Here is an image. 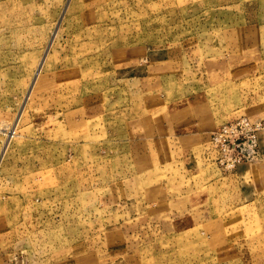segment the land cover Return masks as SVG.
Returning a JSON list of instances; mask_svg holds the SVG:
<instances>
[{"label":"rangeland","instance_id":"rangeland-1","mask_svg":"<svg viewBox=\"0 0 264 264\" xmlns=\"http://www.w3.org/2000/svg\"><path fill=\"white\" fill-rule=\"evenodd\" d=\"M172 101L264 115V0H0V264H264L263 157L180 152Z\"/></svg>","mask_w":264,"mask_h":264},{"label":"crops","instance_id":"crops-1","mask_svg":"<svg viewBox=\"0 0 264 264\" xmlns=\"http://www.w3.org/2000/svg\"><path fill=\"white\" fill-rule=\"evenodd\" d=\"M243 44H247L248 46H254V43L250 44L248 39H244ZM241 46H242V42H238V47ZM237 55L238 54H232L231 58L228 57L226 60H223L222 58H219L217 56L213 57V59L215 60H213L212 62L208 61L207 63V67H206L207 73H209L212 79L221 82L224 79H227L226 78L227 76H230L232 78L233 77L232 73L234 75L237 74L240 75V73L244 72L243 70L247 66L251 67L255 63V60L257 59V56L250 54L248 56H237ZM242 58H246V60L241 61ZM233 79H235V77H233ZM176 108H177L176 101L175 102L172 101V120L175 121L172 123V144H174L176 147H179L181 149L180 152H184L182 148H186V147L190 148L191 146L197 145V142H199V144H201L200 142L202 141L207 142L208 145L206 147H207L208 157L213 159H214V151L210 143V134H211V130L217 124H219L220 122H222L227 118H232L241 113H248L255 117H264V115L261 114L259 110H256V108H252L251 110H243L242 112L227 116L226 118L218 121L219 118L218 117L215 118L213 115H211V113H208L207 110L200 111L201 113L200 116H199V111L195 112V117H194L193 114L187 112L180 115ZM165 109H166L165 107L158 108L157 110H155V114L161 115V113ZM136 122L137 124L135 129H133V134H136L137 132L142 133L141 138H146L148 135L149 137L156 136V134L152 133L151 131L150 133L147 131V129L144 127L141 121V117L136 119ZM148 129L150 128L148 127ZM258 136H259L260 154L264 159V130L260 131ZM180 141H186V143L180 144L179 143ZM203 148L204 146L201 144L199 146V149L197 150V153L198 154L200 153L201 158H203L202 157V154L204 152ZM205 152H206V148H205ZM210 160L211 159L208 158L203 159L202 165L207 166Z\"/></svg>","mask_w":264,"mask_h":264},{"label":"built area","instance_id":"built-area-1","mask_svg":"<svg viewBox=\"0 0 264 264\" xmlns=\"http://www.w3.org/2000/svg\"><path fill=\"white\" fill-rule=\"evenodd\" d=\"M264 130V117L241 113L217 124L210 134L214 161L223 168H233L241 161L260 155L259 132Z\"/></svg>","mask_w":264,"mask_h":264},{"label":"bare ground","instance_id":"bare-ground-1","mask_svg":"<svg viewBox=\"0 0 264 264\" xmlns=\"http://www.w3.org/2000/svg\"><path fill=\"white\" fill-rule=\"evenodd\" d=\"M5 114V111H1L0 112V120H1V118H2V116Z\"/></svg>","mask_w":264,"mask_h":264}]
</instances>
